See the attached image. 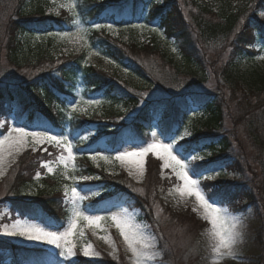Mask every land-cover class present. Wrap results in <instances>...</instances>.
<instances>
[{
  "label": "trees",
  "instance_id": "trees-1",
  "mask_svg": "<svg viewBox=\"0 0 264 264\" xmlns=\"http://www.w3.org/2000/svg\"><path fill=\"white\" fill-rule=\"evenodd\" d=\"M11 1L13 7L4 24L6 57L11 68L0 78V123L8 125L13 119L15 125H27L30 130L46 128L57 133L68 127L72 139L83 129L92 131L94 136L87 144L73 140L81 147L78 158L81 174L93 176L100 172L87 160L85 150L89 145L109 151L146 139L155 121H159L157 126L167 138V132H177L186 115L191 113L203 123L182 144L186 152L196 150L201 154L207 150L211 153L198 164L199 171L209 172L223 165L222 169L234 175V182L204 180L203 183L209 186L210 193H226L229 210L242 216L246 223L252 221L251 240L259 250L254 259L264 264V69L251 70L243 80L233 72L234 64L253 60L257 54L255 45L264 48V20L257 19L256 13L264 9V0H249L247 5L234 9L221 6L218 11L198 0H75L86 27H93L95 22L112 23L118 28L138 23L147 27L157 25L165 40L173 42L191 77L189 84L181 82V72L172 65L173 56L155 41L150 46V54L144 53L163 57L162 67L157 68L158 80L153 71L140 62L138 46L132 44L127 48L110 39L105 28L91 33L93 42L111 61L146 81V87L160 92L151 98L131 91L117 77L87 65L83 53L63 61L48 54H39L34 61H22L18 55L24 46L23 38L50 36L48 33H56L57 29L71 32L74 16L68 12L54 16L42 7L28 11V5L34 0ZM210 72L213 87L198 89L210 82ZM80 88L86 99L104 98L120 107H110L105 114L75 115L68 120L65 105ZM193 91L200 93L195 100L188 97ZM183 98H188L187 109L196 111L187 110ZM226 123L230 127L226 128ZM245 141L252 151L251 157L243 149ZM34 154H27L16 166L11 186L15 197L3 201H9L13 215L52 229L61 224L64 227L68 212L62 203L61 191H41L37 199L30 201H24L19 193L41 171L39 162L45 160L44 152ZM150 163L148 181L155 191H160L163 181L156 175L157 162ZM116 179L103 176L84 183L81 192L86 196L100 193L98 198L91 196L84 208L102 213L116 206H129L141 208L150 217L147 203L143 205V200L124 179ZM48 254L42 249H23L0 239V264H52L54 258ZM101 254L100 262H86L77 254L71 264L78 261L79 264H120Z\"/></svg>",
  "mask_w": 264,
  "mask_h": 264
},
{
  "label": "rangeland",
  "instance_id": "rangeland-1",
  "mask_svg": "<svg viewBox=\"0 0 264 264\" xmlns=\"http://www.w3.org/2000/svg\"><path fill=\"white\" fill-rule=\"evenodd\" d=\"M201 4L210 6L214 11H218L221 6L229 7L230 9L243 7L247 5L249 0H198ZM72 2V0H56V3H53V0H34L31 4L28 5L27 10H33L37 7H42L46 10L47 13L56 15V11H59V14L62 12H68L70 14L78 15L79 11L77 7L73 11H69L67 7L59 8V4H65ZM13 7V2L11 0H0V78L2 79L5 74L10 70L11 66L6 57V43H7V34L4 28L6 19ZM228 9V8H225ZM264 12V9L258 10L257 19L264 20V16H261L260 13ZM249 12V14H251ZM80 18V17H79ZM85 26V25H84ZM86 27V26H85ZM89 31L84 34L83 40H77L72 33L76 32L74 30L70 32L68 37H62L60 35H50L45 37H25L23 38V48L19 53V57L22 61H34L39 54H48L53 57L61 60L70 56L77 54H84L85 62L87 65H91L100 71L113 75L119 80L123 81L131 91H138L145 98L156 97L160 95V92L155 88L152 89L147 86V82L140 79L139 77L132 74L127 69L121 68L119 65L111 61L93 42L91 38V33L94 31H99L94 27H86ZM157 25H151L149 27H131L129 29H120L114 27V31H110L105 28L107 36L120 43L124 44L127 48L135 44L138 46L137 54L140 53V62L143 66L153 71V75L157 77L160 76V71H157V68L162 67L163 57L159 55H146L144 52L149 53L150 46L152 41L159 43V45L164 48L170 55L173 56V68H178L181 76V82L188 83L191 82V77L188 76V70H186L185 65L180 61L178 51L172 42H166L162 37V31ZM41 46V49L38 47ZM141 49H143L141 51ZM255 49L258 51L257 56L253 60L240 61L233 65V72L236 77L240 80L246 79L251 70L256 68L264 69V48H261L259 44L255 45ZM165 66V65H164ZM172 68V70H174ZM165 70L169 72V68L165 67ZM210 82L207 86L197 87L200 90H207L213 87V79L210 72ZM165 82V79H163ZM98 100V104H89L88 101ZM76 102L77 111L73 112L71 107L66 103L65 106V115L68 119H71L73 116L78 115L82 117H89L92 115L105 114L106 110L110 107L117 109L120 106L113 104L110 100L104 98H88L84 97V91L82 88L76 91L75 97L71 99ZM70 101V100H69ZM191 111H196V109H191ZM185 121L180 126L177 134L182 133L187 130L192 133L191 136L186 138V142L193 136V131L199 129L202 120H196L197 118L193 117L191 114L186 115ZM156 123L151 125L152 129L149 132V137L144 139L145 142L150 143L154 139H163L167 140L163 135H161L159 129L155 127ZM7 125L0 124V128H6ZM230 127L226 123V128ZM155 132L156 135L153 136L152 133ZM6 134V132H5ZM67 135L69 139H72L69 129L66 128L64 133H59ZM80 136L87 135L89 139L93 136L91 131L87 129L79 131ZM73 140V139H72ZM87 142V141H82ZM181 142V143H182ZM75 145V141L73 140ZM130 144V143H129ZM244 151L248 154L249 157L252 156V151L250 150L249 144L247 141L242 144ZM47 148L48 151H44V148ZM76 147V145H75ZM4 152V165L0 168V239L8 243L14 244L19 248L26 249H42L47 251L49 256L53 257L52 264H66L67 262L75 261V257H65L60 255L61 249H57L52 245H47L42 242L27 241L20 237H10L2 234V226L4 224H11L15 219H20L23 222L32 223L26 219L21 218L18 215H13L10 212L9 201H3L6 198H14L13 193L11 192L12 181L15 174V168L18 166L19 162L27 158V154L35 155L38 150H43L45 155V160L37 161L40 163L41 171L40 175L37 177L36 174L33 176L29 184L22 188L19 193L25 198L24 201H30L37 199L36 195L41 191L49 192L51 190L61 191L64 202L62 201L64 207H66L68 212V221L71 218L72 213V204L69 202L68 198L65 196V190L70 189L73 186L78 187V190H81L84 183L90 181L79 180L81 174V165L76 164L77 156L80 154V151H74L75 168L71 166L69 168V173L71 176L77 178L76 184H73L71 179H65L62 176L64 171L63 166L59 163L58 157L61 155V150L54 145H41L34 152L31 147H28L22 150L19 153H14V156L10 157L7 153V146ZM129 148V147H127ZM102 153L104 156H108L109 160L105 161L103 159H97L96 161H88L90 164L96 168L100 173L93 175L103 178V176H108L110 178H119L124 179L125 184L130 186L134 194L140 197L143 200V205L146 204L150 208V217L141 209V208H132L129 206H119L110 209L107 212L97 213L102 216H111L112 214H122L123 210H127L128 213L135 215L137 223L144 224L148 226L151 234L157 238V243L160 247L167 245V250L164 252L162 257L157 259H162L164 264H258L254 259L258 254L259 250L255 247L251 240V232L253 229L252 221L250 223H245V240L239 245L240 252L237 258H232L229 256H224L221 258L216 257L212 252L210 247L206 243V232L209 228V225L203 219V209L196 204L194 197H184L181 198L179 193L175 191L176 185L179 183L174 174L171 173L170 169H165L162 171V161L158 159L152 153H149L145 158V174L142 178H137L135 176H129L126 167L122 166L118 161L114 159V155H108L104 151L97 150ZM209 151L205 150L201 155H206ZM66 155V153H65ZM182 155V153H181ZM156 160L158 169L157 178L163 181V187L160 191H156L150 186L148 181V168L150 162ZM14 161V162H13ZM204 160L196 162L198 164L204 162ZM45 162L51 163L53 172L49 173L46 168L42 167V164ZM99 165V166H97ZM221 175L218 176L215 180L217 182H234V175L228 173L224 169H219ZM117 180V179H116ZM92 181V180H91ZM119 183V181L117 180ZM81 195H85L83 192ZM13 196V197H12ZM92 195H89L90 198ZM97 197L99 195H96ZM96 197V198H97ZM91 200V199H89ZM85 201L79 202L81 210ZM196 207L197 211H193V208ZM89 212H94L89 211ZM236 215V214H234ZM249 222V221H248ZM65 223V227H67ZM64 227V228H65ZM61 229L60 231L64 230ZM49 229V228H48ZM56 230V229H49ZM78 230L84 232V237H75L74 243L77 244L76 252L82 257L86 262H100L103 260V254L108 256L114 262L120 264H132L131 254L126 252L125 245L123 243V238L119 235L118 229L111 222V220L102 221L99 228L94 229L91 226L86 225L84 222H81L78 226ZM95 233V234H94ZM102 236H108L111 238V241L115 244V251L110 243H106L105 240L101 239ZM162 237V239H160ZM90 243L92 245L91 251H98L100 253L99 257H93L92 255L85 257L81 251V244Z\"/></svg>",
  "mask_w": 264,
  "mask_h": 264
},
{
  "label": "snow or ice",
  "instance_id": "snow-or-ice-1",
  "mask_svg": "<svg viewBox=\"0 0 264 264\" xmlns=\"http://www.w3.org/2000/svg\"><path fill=\"white\" fill-rule=\"evenodd\" d=\"M56 3V0H53ZM59 8L67 7L69 11H73L77 4L75 0L65 4H59ZM59 15V11H56ZM264 16V12L260 13ZM78 15H74L73 25L76 32L72 33L77 40H83L84 34L89 30L84 26ZM93 27L97 30L108 29L114 31L112 23L101 24L99 22L93 23ZM132 27H144L143 25H132ZM68 30L57 29L56 33H48V35H60L62 37L69 36ZM200 96L199 92L193 91L188 94V97L195 100ZM73 112L77 111L76 102L73 100L67 101ZM88 103L98 104V100H89ZM183 103L187 109L188 98H183ZM191 110V109H187ZM28 126L14 125L8 129L0 128V168L4 165V152L7 146L8 156H14V153H19L22 150L31 147L32 151H36L41 145H54L61 150V155L58 157L59 163L63 166L62 176L65 179H71L73 184H76L77 178L71 176L69 173L70 166L74 169L75 155L74 151H80L76 148L73 140L69 139L67 135L59 133H51L48 129L27 130ZM6 132V134H5ZM161 135H165L162 130ZM156 135L155 132L152 133ZM168 139H154L147 143L141 140L140 144L131 145L129 148L114 147V159L122 166L126 167L129 176L142 178L145 174V158L149 153L154 154L162 161V171L170 169L179 183L175 187V191L179 193L181 198L194 197L195 202L203 209V219L209 225L206 232V243L210 247L211 252L218 258L229 256L237 258L240 252L239 245L245 240V223L244 218L240 215H234L227 207V194L219 192H208V185L203 183L204 180H215L221 175L219 169H212L209 172L199 171L196 162L204 160L205 155H201L199 151L193 150L186 152L184 145L181 143L186 138L192 135L190 131H183L182 133L167 132ZM73 139L88 141L89 136H76ZM44 151H48L45 147ZM90 155V159L96 161L98 158L105 161L109 160L108 156L102 155L101 152L91 148L89 145L86 149ZM185 152V155H181ZM66 153V155H65ZM211 155V153H206ZM14 162V161H13ZM99 166V165H97ZM42 167L46 168L49 173L53 172L51 163L45 162ZM221 168L224 166L221 165ZM2 174V172H0ZM38 172L36 176L38 177ZM99 176L82 175L79 180L91 181L100 180ZM99 192H93V195H99ZM65 196L72 204L71 218L67 223V227L63 231L59 228L63 225L56 226V230H49L48 226L38 223H27L20 219H15L11 224H4L2 226V234L10 237H20L27 241L42 242L47 245H52L57 249H61L60 255L67 257H77L76 247L74 243L75 237H84V232L78 230L81 222L93 227L94 229L101 226L102 221L111 220L119 231V235L123 238L126 252L131 254L132 264H164L162 257L167 250V245L160 247L157 243V238L151 234L147 225L136 222L135 215L130 214L127 210L123 213L112 214L111 216H102L89 212L87 209L81 210L79 202L90 199L86 195H81V190L73 186L65 190ZM193 211H197L194 207ZM95 234V233H94ZM101 239L106 243H110L113 251H115V244L108 236H102ZM162 239V237L160 238ZM81 251L83 256L99 257L98 251H91L92 245L90 243L81 244ZM71 264V261H69ZM79 264V261H78Z\"/></svg>",
  "mask_w": 264,
  "mask_h": 264
}]
</instances>
